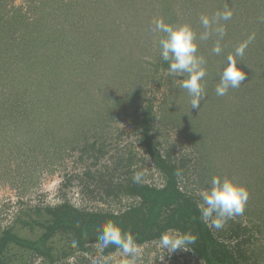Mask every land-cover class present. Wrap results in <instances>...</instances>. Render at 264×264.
I'll return each mask as SVG.
<instances>
[{"label": "rangeland", "instance_id": "rangeland-1", "mask_svg": "<svg viewBox=\"0 0 264 264\" xmlns=\"http://www.w3.org/2000/svg\"><path fill=\"white\" fill-rule=\"evenodd\" d=\"M197 1L200 10L193 14L192 4L185 1L174 3L168 10V3L161 2L159 8V0H60L59 7L68 13L58 12L59 19L50 23L54 27L51 33L55 29L57 32L46 42L47 52L42 55L44 60H56L60 55L58 67L73 62L76 77L72 82L69 79L70 94L65 84L60 88L55 84L51 85L53 94L56 92L53 95L45 83H36L33 74L34 84L26 83L25 87L27 91L32 87L41 89H38L39 97L35 93L26 94L21 85L23 88L16 87L17 91L8 97V106H3L6 110L0 106V230L11 226L20 211L55 207L65 202L79 209L122 212L136 203L126 195L136 172L142 173L140 183L161 187L165 178L140 146L142 117L147 101H151L153 119L147 122V128L163 158L169 156L171 162L183 167L185 176L178 177L183 191L199 202V191L210 187L216 175L230 177L247 188L249 198L242 215L228 220L219 229L206 222L218 241L226 242L231 248L239 245L246 259L244 264H264V31L253 29L259 6L254 4L251 17L220 20L205 29L201 17L211 20L216 12L209 14V0H193ZM34 4L30 0L0 1L1 42L11 37L19 42L23 29L15 21L10 25V19L14 15L24 23L34 22L39 17L29 11V6ZM169 12L178 20L177 26L192 27L197 35L198 54L207 61L206 99L198 109H191L187 90L166 74L169 65L166 62V68L160 56L158 40L162 34L153 31L154 22L164 20L165 16L164 22L172 24ZM55 22L60 23L54 25ZM220 25L225 32L217 38L213 28ZM205 32L208 38L200 39ZM41 34L37 35L40 39ZM220 42L223 45L225 42V46ZM217 44L222 49L219 55L213 52ZM238 47L244 49L243 55L236 59L246 79L239 88L218 96L215 89L227 57L235 55ZM2 48L5 50L0 51V58L5 56L6 46L0 44ZM109 88L130 98L127 115L104 111L106 103H110L108 98L115 99L107 96ZM86 92L88 96L84 95ZM68 97L78 112L88 103L83 112L86 116L90 114L89 107L92 109L97 103L96 109H92L95 111L91 110V116L98 115L97 118L88 116L86 128L80 131H75L73 126L82 119L79 116L68 117L67 126L60 130L59 126L51 129L41 124L51 122L44 115L45 108L52 109L49 106L55 100L67 102ZM37 98L46 104L38 105ZM90 98L92 106L87 101ZM33 107L37 109L34 111ZM31 111L34 117L41 118L40 125L27 126L33 122ZM94 118L96 123L92 121ZM46 129L51 131L49 138L53 139V146L43 137L46 142L35 148L36 130L42 134ZM85 148H89L86 153ZM138 247L137 264H202L187 247L171 254L161 247L160 240ZM83 258L86 264H128L131 259L118 251L104 258L79 255L64 263L80 264ZM29 264L43 262L34 259Z\"/></svg>", "mask_w": 264, "mask_h": 264}, {"label": "trees", "instance_id": "trees-1", "mask_svg": "<svg viewBox=\"0 0 264 264\" xmlns=\"http://www.w3.org/2000/svg\"><path fill=\"white\" fill-rule=\"evenodd\" d=\"M30 1L36 4L29 6V11L37 15V17L39 16L38 19H35L34 22L29 20L24 23L13 15L10 19V25L15 21L17 22V27L21 25L23 29L19 34V42L16 43L12 37L9 40L5 38L2 42L0 41L2 46H6L5 56L0 58L1 107L6 105L8 97L17 91L16 87L23 88L21 85L25 87L26 83L30 84V86L34 84L33 79L31 80V75L33 74L35 75L33 77L38 85H43L45 83L51 91V85L57 84L60 88L61 85L65 84L67 93L71 91L69 79L72 82L76 77L74 73L77 68L73 65V62L69 61L65 67H58L61 59L60 55L59 57L56 56V60L54 59L55 61L48 59L44 60V56L42 55L44 51L47 52L45 48L48 39L53 37L57 32L55 29L51 33L54 27H52L50 23L52 20L56 21V19H59L57 15H59V13H66L67 9L65 10L59 7L60 0ZM50 1H52L53 5L49 4ZM159 1V8L161 7V2L162 5L168 3V10L174 3V5H179L184 1L192 4L193 14L200 10L198 1ZM254 4L259 6V14L253 25V29H259V32H263L264 0H209L208 6L211 9V11L209 10V14L212 15L215 14V12L218 13L230 10L232 12L230 20H235L236 17L240 18L247 15L251 17L250 15L254 13ZM258 6H256V8ZM50 8L51 10H49ZM76 12L77 11H74V14ZM75 15H77V13ZM163 17L166 21V17ZM169 18H171L172 25L177 26L178 20L175 16H172L171 12H169ZM59 23L60 22H55L54 25ZM213 29L217 37L219 33L215 28ZM214 31H212V33H215ZM39 32L42 33L41 39L37 36ZM253 36L256 38L258 37L255 33ZM59 40L62 41V38ZM216 42L219 43L218 41H215V43ZM220 45L223 44L220 42ZM224 46L225 42L223 47ZM89 47L90 46H84L85 49ZM72 49L73 47L71 50ZM3 50L5 49L2 48L0 51ZM58 50L60 49L58 48ZM82 50L84 51V49ZM164 65L167 68L166 62H164ZM23 76L27 77V79L23 80ZM64 80L68 81L67 85ZM111 83L113 84V81H111ZM84 88L85 90L87 89V87ZM38 89L37 87L33 90L32 87L31 90L27 91V87H25L24 92L26 94H37L39 92ZM106 92L108 97L114 96L115 99L111 101L110 98H108L110 103H106V109L104 111H114L117 112L116 115H118V113H122L123 116L127 115L126 108L130 107L128 106L130 104V98H128L127 95L119 93L115 88H109ZM51 93L53 94L52 91ZM54 94H56V92ZM87 94L86 92L84 95L88 96ZM37 99L38 105H40L39 102L46 104L45 100H41V98ZM124 99L127 102H121ZM70 100L71 99L68 97V103L66 101H61L62 103H60L55 100L51 105L49 104V108L52 107V109L45 108L47 112L44 113V115L49 121L51 120V122L45 121L41 124L48 125L51 129L55 126H59L58 130H60L63 126V128L67 126L68 117L79 116L82 119L73 123L76 129L75 131H80L81 128H84L85 123L88 124L87 117L91 116V110L96 109L97 103L93 104V101H90L92 98L87 100L90 101L91 106L93 104V108L90 109L91 107H89L87 111H89L90 114L86 116L83 112H86L84 110L87 108L86 105H88V103L80 108H83L82 112L81 110L78 112L76 105L70 103ZM118 101L120 104L117 103ZM54 102H57L56 105ZM9 104L11 105V103ZM6 106H8V104ZM3 108L6 110L5 107ZM32 109L35 111L37 107H33ZM152 110V102L147 101L145 105V114L142 117L140 146L143 147L154 167L157 168L165 178L163 185L161 187H156L140 182L131 183L127 186L126 195L134 198L136 203L119 213L79 209L66 202L55 207L34 208L33 210L20 211L11 226L0 230V264H29L34 259H40L43 264H65L64 262L69 258L79 255H91L96 258L109 257L121 251L116 245H109L107 248H102L98 241L101 226L109 221L115 222L122 229V234L131 236L138 246L158 241L163 233L167 232L169 229H173L176 234L195 237V242L187 244L186 247L202 262V264H244L246 259H244L242 253L239 251V245L237 244L235 247L231 248L226 242L218 241L207 222L201 219L200 212L197 209L198 202L196 199L186 192V190L183 191L180 188L178 177L185 176V173L182 171L183 167L179 166L177 162H171L169 156L163 158V155L157 149L156 143L147 128V122L151 118L153 119ZM31 113L32 123H28V117L26 119L23 118L28 123L27 126L36 123L40 125L38 121L41 118H36L33 116L32 111ZM97 116L98 115H93L91 117L97 118ZM92 121H95L94 123L97 122L95 118ZM21 123L23 122H20V124ZM36 131L38 132L35 133L36 138L35 136L33 138L36 144L35 148L37 145L41 146L46 140L50 141L52 145L53 139L49 138L51 134L50 129L41 131L42 134L38 130ZM28 133L29 135L32 134L31 131H28ZM43 137H46V140H43ZM87 149L89 148L84 149L85 153ZM61 150L62 148L59 146V152H61ZM231 237L232 236H230V238ZM73 241L77 242L76 247L72 246ZM79 263L86 264L87 260L83 258Z\"/></svg>", "mask_w": 264, "mask_h": 264}, {"label": "clouds", "instance_id": "clouds-1", "mask_svg": "<svg viewBox=\"0 0 264 264\" xmlns=\"http://www.w3.org/2000/svg\"><path fill=\"white\" fill-rule=\"evenodd\" d=\"M232 12L225 10L218 12L210 20L207 16L201 17V22L205 29H208L213 23H219L220 20H230ZM154 32L161 33L158 45L160 56L164 62L168 63L166 74L174 80L180 82V87L186 89L191 97V109L200 108L202 101L206 99L204 78L207 74L205 65L206 59L198 54L197 35L188 24L172 25L158 19L154 22ZM216 31L223 36L224 27L220 25ZM208 32L200 36V39L206 40ZM222 49L217 44L213 52L217 55ZM243 47L236 49L235 55L227 57L226 66L220 75V80L216 86V94L223 96L229 89L239 88L246 79V73L238 67L236 57L243 55ZM142 179V173L136 172L133 175V181L139 183ZM200 200L197 209L200 212L201 219L210 221L211 224L219 229L230 219L242 215L249 198V192L244 185L238 184L232 178L216 175L210 181V187L199 191ZM175 230L169 229L160 237V245L169 254L178 249L187 250L186 245L195 242V237L190 235H171ZM98 241L102 248L109 245H116L125 256L131 257L128 264H137L139 258V247L131 236L122 234V229L112 221L101 226L98 235ZM73 247L77 242L73 241ZM163 259V258H162Z\"/></svg>", "mask_w": 264, "mask_h": 264}]
</instances>
